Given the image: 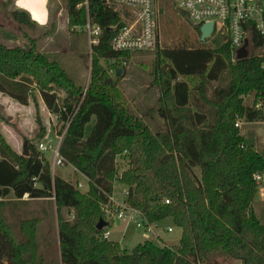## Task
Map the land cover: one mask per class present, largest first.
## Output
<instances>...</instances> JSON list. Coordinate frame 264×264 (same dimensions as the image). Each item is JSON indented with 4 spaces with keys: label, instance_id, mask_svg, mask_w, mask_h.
Wrapping results in <instances>:
<instances>
[{
    "label": "trees",
    "instance_id": "16d2710c",
    "mask_svg": "<svg viewBox=\"0 0 264 264\" xmlns=\"http://www.w3.org/2000/svg\"><path fill=\"white\" fill-rule=\"evenodd\" d=\"M79 2L67 0L70 28L86 24ZM91 13L104 31L92 48L85 94L57 61L39 51L36 38L25 48L0 43V91L28 104L30 87L38 84L47 108L63 121L60 134L70 121L60 147L65 163L89 179L88 188L81 190L53 174L34 142H28L30 154L24 156L0 141V264H45L29 222L21 225L26 236L21 241L2 215L4 198L11 195L17 203L26 197L54 198L58 208L75 210L74 225L61 224L59 230L62 264H215L217 254L264 264V223L255 211L253 179L264 156L235 126L237 116L264 118L243 102L246 95L264 96L262 59L253 55L233 62L225 37L221 43L214 39V47L159 48L164 103L159 112L170 120V128L154 132L116 100L102 64H116L117 73L131 57L110 45L114 31L108 27L117 15L102 0H91ZM13 16L21 25L35 24L25 10H15ZM195 29L201 36L200 27ZM181 77H200L199 96ZM57 88L66 91L64 99ZM119 156L130 157L131 167L122 174L117 171ZM193 167L200 168L199 176ZM116 178L128 187L127 203L150 222L171 218L182 228L179 245L164 247L146 239L128 252L103 238L106 226L99 230L97 223L107 220L103 209L112 203Z\"/></svg>",
    "mask_w": 264,
    "mask_h": 264
},
{
    "label": "rangeland",
    "instance_id": "374dc122",
    "mask_svg": "<svg viewBox=\"0 0 264 264\" xmlns=\"http://www.w3.org/2000/svg\"><path fill=\"white\" fill-rule=\"evenodd\" d=\"M50 6L52 18L50 25L46 28L21 25L15 20L12 9L5 7L8 10V16L5 18V25L0 26V43L8 47L25 48L31 46L30 38H36L39 43V51L43 52L50 61H57L85 94L92 75V50L88 33L81 27L76 29L69 27L67 0H52ZM161 7L162 44L160 49L215 46L214 39L207 40V42L201 40L195 29L196 26L185 19L176 4L162 0ZM56 23L60 25L58 31H56ZM221 42L222 38L219 36L217 43ZM157 61V50H154L131 54L120 74L115 71L116 64L113 65L105 60H102V64L110 75L112 92L116 100L120 101L151 130L162 132L170 128V120L162 117L159 112L164 103L159 84ZM180 79L187 81L192 92L199 96L196 89L200 83V77H181ZM207 87L209 91V86L207 85ZM57 93L61 100L67 95L66 91L60 88H57ZM29 96V103L22 104L0 91V113L2 116L0 118V141L21 155H23L26 141L34 142L37 149L42 141L49 145H55L63 125L59 115L51 112L43 102L38 84L33 83ZM252 99V95H246L243 102L245 105H249ZM94 122L95 117L86 125L87 134L91 132ZM240 130L256 147L262 149L260 147L262 146L263 123L243 124ZM44 154L51 163L53 152L49 150ZM116 162L118 173L122 174L131 167L129 156H119ZM192 171L195 175H200L199 167H193ZM55 174L70 181L76 187L79 186L78 183H81L85 189L88 188L89 179L87 176L77 171L71 164H66L63 167L58 166L55 169ZM127 189V185L116 178L112 203L105 208L115 210L113 208L117 207V204L127 203ZM4 199L6 204L3 207L2 215L13 234L21 241L26 239L21 225L23 222H29L30 227L27 228L34 231V244H36L37 253L43 257L44 263L62 264L59 230L61 224L74 225L75 210L67 207L58 208L54 198L29 199L26 197L24 198L26 202L20 203L15 202V197L12 195ZM254 202L255 211L264 223V201L255 196ZM168 227H171L172 230L168 231ZM108 230L110 231L109 240L118 243L121 249L128 252L146 239H153L158 245L164 247L179 245L183 233L182 228L177 226L171 218L157 222L152 227L149 237L145 235V227L137 226L135 219L122 220L120 225L111 222ZM217 255L215 264H243L241 259Z\"/></svg>",
    "mask_w": 264,
    "mask_h": 264
},
{
    "label": "built area",
    "instance_id": "2783aa9c",
    "mask_svg": "<svg viewBox=\"0 0 264 264\" xmlns=\"http://www.w3.org/2000/svg\"><path fill=\"white\" fill-rule=\"evenodd\" d=\"M162 0H102L104 6L111 8L118 17L116 23L108 28L114 31V36L110 42L112 49L119 52L141 53L158 50L162 44L160 15L162 11ZM174 3L178 6L186 20L194 26L206 23H213L211 35L203 42L210 39H216L219 36L225 37L229 42L232 51V61L236 62L234 52L237 48L244 45L246 38L251 35L252 55L262 59V68L264 69V0H164ZM77 7L86 10L87 21L84 29L88 33L91 50L94 45L100 43V36L104 28L95 21V16L91 13V0H80ZM79 28L75 26L73 29ZM116 60L112 59L114 63ZM128 61H123L127 64ZM254 110L261 111L264 114V96L252 99L247 105ZM264 124V118L258 120H248L245 117L237 116L235 126L242 129L243 124ZM70 121L67 123L64 131L58 136L56 144H48L45 141L39 143V150L53 152L51 160V169L55 174V169L66 165L65 159L60 153V147L67 131ZM262 146L257 151L262 152L264 156V130L262 132ZM126 153V151L124 152ZM76 169V168H75ZM256 184V196L264 201V166L257 170L253 175ZM81 190L85 187L78 183ZM126 191V196H127ZM114 201V200H113ZM170 203L169 199L164 200ZM107 217L106 231L103 233L104 239H109L110 223L119 224L122 220H137V226L145 227V235L149 237L152 227L156 223L148 220L146 215L139 209L130 206L128 203L117 204L115 210L105 208ZM126 218V219H125ZM153 224V225H151ZM168 231L172 228L168 227Z\"/></svg>",
    "mask_w": 264,
    "mask_h": 264
},
{
    "label": "crops",
    "instance_id": "0c3cea01",
    "mask_svg": "<svg viewBox=\"0 0 264 264\" xmlns=\"http://www.w3.org/2000/svg\"><path fill=\"white\" fill-rule=\"evenodd\" d=\"M51 1L52 0H0V26L3 27L5 25V18H7L8 16V10L5 7H9L12 9V11H27L31 16V19L35 22L34 25L36 27L46 28L50 25L52 18V11L50 6ZM21 4L27 5V7H22ZM2 21L4 22L2 23ZM55 26L56 31H58L60 25L56 23ZM120 223L118 225H120Z\"/></svg>",
    "mask_w": 264,
    "mask_h": 264
},
{
    "label": "water",
    "instance_id": "95a60500",
    "mask_svg": "<svg viewBox=\"0 0 264 264\" xmlns=\"http://www.w3.org/2000/svg\"><path fill=\"white\" fill-rule=\"evenodd\" d=\"M212 31H213V23L210 22V23H206V24L202 25V27L200 29L201 40L205 41L211 35ZM250 42H251V35H249L246 38V41H245L243 46H241L235 50V52H234L235 59H237V60L245 59V58H248L252 55V49H251ZM117 73L120 74L121 69H118ZM22 154L24 156H29V154H30L27 141L24 143V148H23ZM106 225H107V221L104 218H101L99 220V222L97 223V229L101 230Z\"/></svg>",
    "mask_w": 264,
    "mask_h": 264
},
{
    "label": "clouds",
    "instance_id": "9594fccd",
    "mask_svg": "<svg viewBox=\"0 0 264 264\" xmlns=\"http://www.w3.org/2000/svg\"><path fill=\"white\" fill-rule=\"evenodd\" d=\"M22 7H27V5L21 4Z\"/></svg>",
    "mask_w": 264,
    "mask_h": 264
}]
</instances>
